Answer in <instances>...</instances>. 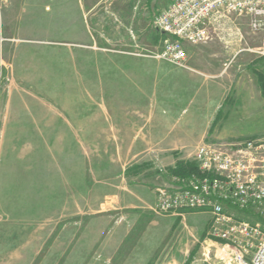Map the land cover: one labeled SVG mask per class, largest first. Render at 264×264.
Wrapping results in <instances>:
<instances>
[{
  "label": "rangeland",
  "instance_id": "374dc122",
  "mask_svg": "<svg viewBox=\"0 0 264 264\" xmlns=\"http://www.w3.org/2000/svg\"><path fill=\"white\" fill-rule=\"evenodd\" d=\"M173 1L0 0V264H203L209 228L179 220L158 234L139 218L142 209L118 201L128 193L123 176L144 158L132 154L136 139L108 137L107 124L86 138L67 137L63 123L54 129L66 116L96 127L177 114L175 106L145 105L181 100L176 72L184 70L180 113L197 120L174 123L184 127L174 139L151 140L153 154L141 163L159 172L168 158L197 167L200 144L264 139L239 117L259 90L264 95V33L237 17L193 46L185 66L159 60L151 52L166 36L153 20ZM148 69L150 91L137 82L136 106L122 105L131 99L125 79ZM33 122L39 132L28 129ZM163 147L172 154L161 156ZM121 212L129 219L119 225Z\"/></svg>",
  "mask_w": 264,
  "mask_h": 264
},
{
  "label": "built area",
  "instance_id": "2783aa9c",
  "mask_svg": "<svg viewBox=\"0 0 264 264\" xmlns=\"http://www.w3.org/2000/svg\"><path fill=\"white\" fill-rule=\"evenodd\" d=\"M237 17L264 33V0H174L153 20L166 38L151 54L185 66L186 43L212 41L218 27ZM195 161L197 173L175 175L173 185L158 188L152 210L159 215L211 213L201 242L203 264H264V139L203 143Z\"/></svg>",
  "mask_w": 264,
  "mask_h": 264
},
{
  "label": "crops",
  "instance_id": "0c3cea01",
  "mask_svg": "<svg viewBox=\"0 0 264 264\" xmlns=\"http://www.w3.org/2000/svg\"><path fill=\"white\" fill-rule=\"evenodd\" d=\"M163 36V34H162ZM239 41H241L239 39ZM186 49L188 51V58H189V52L193 49V46L198 45H191V44H185ZM264 56V54H263ZM149 73L145 72L144 78L136 79V77H131L125 79V82H128V93L130 96V103H123L122 105H133L136 106V100L137 97V82H144L145 85V95L150 91L148 89L149 85L152 84L153 79L150 76V71L152 69H148ZM113 71H116L115 68H113ZM118 71H121L120 69ZM123 71H129V73L125 74H132L136 75L137 69L136 68H124ZM142 71V70H140ZM147 71V70H145ZM164 70L162 69L161 72ZM177 75H180V85L182 86V90L180 93V96L175 104H170L168 101H157L154 102L151 100L146 101L147 107L152 110L154 107H163V106H175L176 112H179L177 114L172 113H166L163 114L161 112L156 114H146L142 117H134L130 118L128 121V126H124V122L119 118H114L113 120H102L100 123L95 127L92 126V123L88 121H84L80 119V122L73 121V119H69L66 116V119L62 121H58V125L54 126V129H60L61 125L63 123L64 130L66 132H69L70 134L67 135V137L70 138H86L87 135L86 132L89 131H99L101 128H104V124H107L109 127V131H111V135L108 137L112 138H129V139H136L134 142V147H131L132 154L136 156H144L143 160H140L138 164H135V166L128 170L127 176H123V179L127 181V185L123 187V189H126L128 191L127 195L126 193L118 196V201L120 204H125L124 208H130L134 212H138V209H142V214L139 218L145 221L146 224H148L149 227L153 228L154 230H157L158 234L161 230H159L161 225H173L179 220H189L192 222L200 231L207 230L212 222V215L210 212L207 211H182L181 213L177 214H168V215H159L156 214L152 208L155 205L157 201V190L159 187H165L170 186L175 183L174 181V171L177 168V166L180 163H184V161H177L175 162L174 158H168L164 159L165 161V170L163 172H159L158 170H155V167L150 163L143 164L141 163L146 159L147 157H151L153 152H149L150 146H152L153 139H174L176 138L177 134L175 132H179L180 130H183L184 127H175L174 123H184V122H191L196 121L197 119L194 116L191 115H184L181 114L184 110V75H188L190 77V74H186L184 70H177ZM115 74V73H114ZM192 77V76H191ZM193 78V77H192ZM191 78V79H192ZM122 79L121 81H123ZM163 80V79H161ZM193 80H196L195 78ZM120 80L117 78H113V84L118 83L120 85ZM121 93V89H118ZM98 95L101 94L103 97L105 96V89L98 90ZM101 91V92H100ZM160 98H165L167 95L163 94H157ZM156 95V96H157ZM150 95V97H152ZM193 97V96H192ZM208 99L211 98V94H207ZM162 98V99H163ZM180 100V101H179ZM213 101V99L211 100ZM132 102V103H131ZM121 105V104H119ZM80 112V111H79ZM82 112V111H81ZM69 114V113H68ZM66 113V115H68ZM239 117L241 118V121L244 122H253L256 124V132L257 133H263L264 134V95L259 90V94H257V97L255 99V102H252V104H245L244 108L241 110V113H239ZM112 122V125L110 126ZM97 124V123H96ZM171 124V125H170ZM102 126V127H101ZM101 127V128H100ZM40 126L35 127L34 122L29 130L35 132H39ZM128 130L129 134L125 135V131ZM160 133V134H155ZM153 151V148H152ZM159 151H165V152H158L161 154V156L170 155L172 154L169 152L168 148L163 147V149ZM173 151V150H172ZM174 153V152H173ZM164 158V157H163ZM148 161V160H147ZM187 164V163H184ZM124 184V183H123ZM137 210V211H136ZM124 212H121L119 215L120 223H124V219L128 218L127 215ZM122 215V216H121ZM137 217V220H139ZM176 263V262H175ZM174 264V263H169Z\"/></svg>",
  "mask_w": 264,
  "mask_h": 264
},
{
  "label": "trees",
  "instance_id": "16d2710c",
  "mask_svg": "<svg viewBox=\"0 0 264 264\" xmlns=\"http://www.w3.org/2000/svg\"><path fill=\"white\" fill-rule=\"evenodd\" d=\"M198 169L196 166L194 165H190V164H184V163H180L177 168L174 171L175 175L178 176H188L192 173H197Z\"/></svg>",
  "mask_w": 264,
  "mask_h": 264
}]
</instances>
